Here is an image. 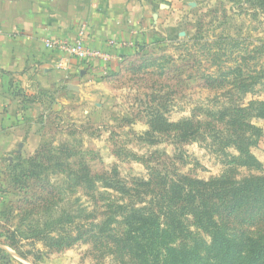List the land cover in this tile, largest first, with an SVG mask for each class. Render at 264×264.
<instances>
[{"label":"rangeland","instance_id":"obj_1","mask_svg":"<svg viewBox=\"0 0 264 264\" xmlns=\"http://www.w3.org/2000/svg\"><path fill=\"white\" fill-rule=\"evenodd\" d=\"M154 5L138 54L1 165L0 264H140L113 247L123 217L141 210L165 223L181 180L245 182L264 203V0ZM176 124L197 133L178 136ZM180 220L204 262L208 237L186 211Z\"/></svg>","mask_w":264,"mask_h":264},{"label":"crops","instance_id":"obj_2","mask_svg":"<svg viewBox=\"0 0 264 264\" xmlns=\"http://www.w3.org/2000/svg\"><path fill=\"white\" fill-rule=\"evenodd\" d=\"M156 2L0 0V167L36 142L43 123L65 105L94 100L118 58L133 52L109 42L143 43ZM81 27L86 47L110 55L108 63L66 60L44 48L45 39L74 40ZM84 90L93 94L83 98Z\"/></svg>","mask_w":264,"mask_h":264},{"label":"trees","instance_id":"obj_3","mask_svg":"<svg viewBox=\"0 0 264 264\" xmlns=\"http://www.w3.org/2000/svg\"><path fill=\"white\" fill-rule=\"evenodd\" d=\"M140 47L139 44L132 51L138 54ZM131 56L126 55V58ZM18 97L23 100L20 94ZM171 130L178 136L197 133L190 124L171 125ZM258 193L264 196V189ZM254 197L255 189L245 182L181 180L170 185L167 191L165 223H160L159 213L131 210L123 217L127 231L113 241V247L140 264H264V203ZM183 211L209 239L208 244L201 243L205 246L204 262L199 249L195 248L194 236L180 220ZM240 213L248 223H253L249 226L251 231L237 223L235 217ZM71 245V242L65 243L61 248Z\"/></svg>","mask_w":264,"mask_h":264},{"label":"built area","instance_id":"obj_4","mask_svg":"<svg viewBox=\"0 0 264 264\" xmlns=\"http://www.w3.org/2000/svg\"><path fill=\"white\" fill-rule=\"evenodd\" d=\"M84 32L85 27H81L77 38L72 41L66 39H45L43 40L44 48L62 54L66 60L75 59L85 63L94 61H99L103 64L108 63L111 59L110 55L86 47L84 42ZM137 45H139V43L134 40L120 43L109 42V47L118 46L121 49L128 50L135 49ZM122 58H118V62H121Z\"/></svg>","mask_w":264,"mask_h":264}]
</instances>
